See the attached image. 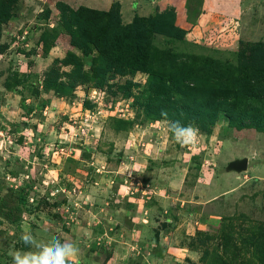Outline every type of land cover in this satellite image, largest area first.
I'll use <instances>...</instances> for the list:
<instances>
[{
  "label": "rangeland",
  "instance_id": "1",
  "mask_svg": "<svg viewBox=\"0 0 264 264\" xmlns=\"http://www.w3.org/2000/svg\"><path fill=\"white\" fill-rule=\"evenodd\" d=\"M11 1L0 26V264H13L24 232L73 241L74 264H264V0ZM81 10L121 28L174 14L181 38H152L181 60L161 71L166 105H154L159 75L96 71ZM188 66L224 76L187 93ZM224 78L248 80L244 96ZM161 109L194 121L197 142H177ZM243 158L247 170L226 169Z\"/></svg>",
  "mask_w": 264,
  "mask_h": 264
},
{
  "label": "trees",
  "instance_id": "2",
  "mask_svg": "<svg viewBox=\"0 0 264 264\" xmlns=\"http://www.w3.org/2000/svg\"><path fill=\"white\" fill-rule=\"evenodd\" d=\"M12 4L11 0H0V26L4 24L9 19L8 14L10 11V5ZM84 12L93 13V10L82 9ZM75 14L76 16V26L81 34L84 33L93 35L94 37V50L87 51L92 53L95 51L97 54L95 60L102 61L99 64L98 73L101 72V68L105 71H110L113 68L115 71H120L126 67L132 68L135 71H143L155 75H161V71L164 68L175 69L179 66L180 61L176 57L173 58V54L170 50H156L152 44V38L157 34H162L169 37H177L172 39H180L182 31L179 27L175 26V18L170 16L168 19L160 21L158 19H140L137 18L133 24L128 25L124 28H121L119 25L109 24L103 22L99 24L97 13L94 15L90 14L91 19L87 20V23L80 19V14L83 11ZM163 27V29H159ZM125 29V30H124ZM96 67V66H95ZM104 71V72H105ZM183 76H185L186 82L188 85L186 87L187 93H197V88H200V83L204 75L214 74L215 78L224 76L222 71L217 67L213 69L212 66L201 67L200 69H194L193 66H188L185 69L179 70ZM216 80V79H215ZM221 80V78H220ZM172 81V79H171ZM224 81L225 80L224 78ZM156 92L157 98H155L154 105L159 104L161 106L166 105L164 97L161 91H164V83L162 82V76L155 77ZM173 82V81H172ZM203 82V81H202ZM228 82V87L226 92L228 94H235L234 99L242 98L243 92L241 87H246L250 84L248 80L240 82L238 85H232L230 81ZM239 86V89L236 88ZM173 90L179 92V89H182L181 86H176L173 82L171 83ZM213 90L210 91V94L207 93V105H211L213 110L219 108L223 101L220 97H217V91L219 90L220 85L215 82L214 85L210 86ZM246 91V90H245ZM150 98H153V95H149ZM191 105V104H189ZM166 111L165 109H161ZM237 108L233 111H236ZM181 116L178 112L168 113L167 119L175 120ZM186 118H183V121Z\"/></svg>",
  "mask_w": 264,
  "mask_h": 264
},
{
  "label": "clouds",
  "instance_id": "3",
  "mask_svg": "<svg viewBox=\"0 0 264 264\" xmlns=\"http://www.w3.org/2000/svg\"><path fill=\"white\" fill-rule=\"evenodd\" d=\"M161 116L167 118V111ZM177 142L193 145L197 142L200 130L195 122L183 123L180 119L165 120ZM20 239L24 249L11 253L13 264H74L80 255L79 246L71 240L53 237L50 240L38 241L31 232L22 233Z\"/></svg>",
  "mask_w": 264,
  "mask_h": 264
},
{
  "label": "water",
  "instance_id": "4",
  "mask_svg": "<svg viewBox=\"0 0 264 264\" xmlns=\"http://www.w3.org/2000/svg\"><path fill=\"white\" fill-rule=\"evenodd\" d=\"M247 166H248V161L246 158L240 159V160H235V161H231L228 165H227V170L230 172H241V171H245L247 170Z\"/></svg>",
  "mask_w": 264,
  "mask_h": 264
},
{
  "label": "built area",
  "instance_id": "5",
  "mask_svg": "<svg viewBox=\"0 0 264 264\" xmlns=\"http://www.w3.org/2000/svg\"><path fill=\"white\" fill-rule=\"evenodd\" d=\"M1 126V125H0ZM4 139V132L3 130L0 128V140Z\"/></svg>",
  "mask_w": 264,
  "mask_h": 264
},
{
  "label": "crops",
  "instance_id": "6",
  "mask_svg": "<svg viewBox=\"0 0 264 264\" xmlns=\"http://www.w3.org/2000/svg\"><path fill=\"white\" fill-rule=\"evenodd\" d=\"M133 3H134V2H133ZM133 3H132V4H133ZM137 4H138V3H136V5H137Z\"/></svg>",
  "mask_w": 264,
  "mask_h": 264
}]
</instances>
